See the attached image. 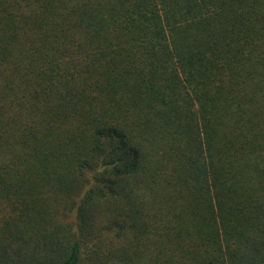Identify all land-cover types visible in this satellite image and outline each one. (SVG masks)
Masks as SVG:
<instances>
[{
	"label": "trees",
	"instance_id": "1",
	"mask_svg": "<svg viewBox=\"0 0 264 264\" xmlns=\"http://www.w3.org/2000/svg\"><path fill=\"white\" fill-rule=\"evenodd\" d=\"M0 264H264V0H0Z\"/></svg>",
	"mask_w": 264,
	"mask_h": 264
}]
</instances>
